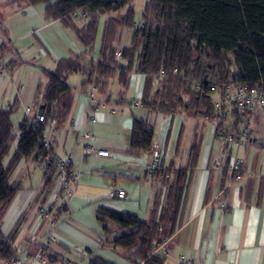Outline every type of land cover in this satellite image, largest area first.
Returning a JSON list of instances; mask_svg holds the SVG:
<instances>
[{
  "label": "crops",
  "instance_id": "1",
  "mask_svg": "<svg viewBox=\"0 0 264 264\" xmlns=\"http://www.w3.org/2000/svg\"><path fill=\"white\" fill-rule=\"evenodd\" d=\"M139 1L131 3L135 16L136 10L140 11L136 22L147 4L144 0L139 8ZM152 9L151 5L147 26L151 24ZM84 24L82 19L74 23L77 29ZM103 25L100 29L97 25L94 41L86 47L71 28L58 21H46L42 6L22 0H0V68L5 71L0 73V110L11 111L12 129L17 132L25 110H30V120L47 111L43 100L45 73H54L61 61H73L77 71L64 75L68 90L55 97L56 126L51 147L61 157L70 155L72 169L81 174L71 196L63 195L53 205L51 216L37 221L36 211L48 200L53 175L47 176L48 168H43L39 160L23 162L21 181H12L20 184L21 190L1 218L3 238L12 239V250L22 264H88L92 256L110 264H130L127 252L105 245V241L114 238L107 236L105 230H112L113 226L100 223L96 211L101 207L148 218L153 186L161 183L146 178L148 151L130 149L133 120L139 118L160 145L161 164L171 176L174 170L188 168L192 151L197 153L196 166L188 172L175 230L161 238L155 254L163 257L166 264H184L181 258L191 264H264V111L252 120L250 138L239 150L243 161L240 181L229 188L227 171H213L214 161L223 150L216 122L186 108L190 97L182 93L174 94V101L167 103L164 112L152 107V96L141 101L140 108H132L135 95H142L144 76L132 72L126 89L121 87L117 76L124 64L122 55L117 59L114 54L113 76L103 82L101 90L98 87L96 100L104 109L97 112L95 124L88 123L83 113L88 106L90 85L85 72L101 62ZM131 34L130 28L118 29L115 53L128 46ZM156 84H151L152 88ZM198 118L211 123V127L207 138L193 143L192 132ZM81 131L92 135V145L108 151L109 156L83 158ZM19 137L18 134L15 143ZM116 190L124 191L123 200L116 198ZM50 224H54L51 230ZM48 233L53 242L41 261V238ZM31 234L38 237L35 242L30 241ZM73 251L81 255L76 256ZM47 256L52 260L48 261Z\"/></svg>",
  "mask_w": 264,
  "mask_h": 264
},
{
  "label": "trees",
  "instance_id": "2",
  "mask_svg": "<svg viewBox=\"0 0 264 264\" xmlns=\"http://www.w3.org/2000/svg\"><path fill=\"white\" fill-rule=\"evenodd\" d=\"M22 1L32 6H42L46 21H58L71 28L86 47H91L101 17L129 5L123 16L105 20L101 62L86 70L85 76L89 84L93 83L97 90L98 87L101 90L103 82L113 76L112 69L116 66L114 42L117 31L130 28L132 34L129 44L121 50L124 64L117 76L118 83L126 89L130 73L142 74V102L152 96L151 105L160 112L167 110V103L174 101V94L182 93L190 97V104L186 108L194 111L196 116L214 121L210 94L192 92L189 84L178 75L169 74L173 69L201 81L207 93L209 84L230 79L250 88L264 85V0H147L139 22H136L135 11L131 6L134 0H123L122 4H116L115 0ZM151 5L152 19L147 26ZM75 10H80L86 16V19H82L85 24L81 29L74 25L77 20L70 18ZM75 71L77 68L73 61H61L54 73H45V110L54 102L57 107L55 97L68 90L64 75ZM161 71L165 76L158 79L155 88H152V76ZM175 102H181V99ZM12 127L11 111L0 110V222L7 206L21 190L20 184L10 181L13 171L20 162L29 159L41 161L44 155L39 144L43 135L42 125L37 128L34 125H20L17 132ZM18 134L20 137L15 144ZM152 142L151 129L142 119L135 118L130 149L148 151ZM14 144L11 157L4 165V159ZM196 161L197 153L193 154L192 151L188 168L174 170L169 181L153 186L147 220L98 208L97 220L113 226L112 230H105L107 236H114L111 241H105V245L127 252L130 264H166L163 257L154 254L155 247L162 237L172 235L175 230L188 172L196 166ZM45 172L48 177L54 173L51 168ZM11 241L0 233L2 263L18 260ZM47 252L48 249H41V257L44 258ZM47 259L52 260L48 256ZM88 264L110 263L92 256Z\"/></svg>",
  "mask_w": 264,
  "mask_h": 264
},
{
  "label": "built area",
  "instance_id": "3",
  "mask_svg": "<svg viewBox=\"0 0 264 264\" xmlns=\"http://www.w3.org/2000/svg\"><path fill=\"white\" fill-rule=\"evenodd\" d=\"M123 0H115L116 4H122ZM73 20L86 19V16L80 10H75L70 16ZM115 58H121V52L115 53ZM0 73H5L3 68H0ZM171 75H178L183 81L189 84L192 92L196 94H206L211 96V106L213 108V118L216 122V132L220 137L223 145V150L218 159L214 161L213 171H227L230 176L229 183L226 188L231 187L240 181L243 161L239 157V150L248 142L252 129V120L254 116L264 111V85L248 87L246 84L237 80H226L215 84H209V92H205L204 85L199 80L191 79L180 73L177 69L169 72ZM165 73L161 71L158 75H153L151 82L155 85L158 79L163 78ZM97 87L91 83L88 90V106L83 113L90 124H95L96 114L104 107L96 100ZM142 95L137 93L132 108L138 109L141 107ZM56 104L52 103L49 109L41 115L34 116L29 119L30 110H25L24 118L21 125L37 128L42 125L43 135L39 141L42 152L44 153L41 159L43 168H51L54 172L53 186L50 190L47 202L39 207L35 217L37 221L47 219L51 216L53 205L61 200L63 195L67 198L71 196V191L76 187L79 174L72 169V158L70 155L61 157L55 154L51 147V137L56 126L55 119ZM79 139L82 142V156H97L106 158L109 156L108 151L96 148L92 145L94 137L86 131L79 132ZM162 149L157 142H152L148 150L150 156V164L146 170V178L150 181L161 183L169 181L171 173L166 171L161 164ZM117 199L123 200L125 193L122 190L114 192ZM223 207V206H222ZM54 224H50V230ZM38 237L31 234L30 241L35 242ZM43 241L42 249H49L52 244L51 234L48 233L41 238ZM21 249H17L19 253ZM76 256L81 255L79 251H73ZM156 251H154V254ZM39 259L44 261L40 256ZM184 264H191L190 261H185L181 258ZM68 263V262H67ZM9 264H22L18 259Z\"/></svg>",
  "mask_w": 264,
  "mask_h": 264
},
{
  "label": "rangeland",
  "instance_id": "4",
  "mask_svg": "<svg viewBox=\"0 0 264 264\" xmlns=\"http://www.w3.org/2000/svg\"><path fill=\"white\" fill-rule=\"evenodd\" d=\"M146 1V0H145ZM144 2V0H140L138 3L140 4L139 5V8L142 7V3ZM126 12V9L125 8H122L120 10H118L117 12L113 13V14H110L111 17L113 18H119L121 16H123ZM140 12V11H139ZM139 12L138 10H136V16H135V19H138L139 18ZM103 17H106V16H103ZM101 17L100 20H99V24H98V29H100L99 27H102L103 25V22L105 21L104 18ZM197 122H195V126H194V130L192 132V136L194 139H192V142L193 143H196L197 141H199L200 139L202 138H207L208 137V127H211V123L208 124L206 121H204L202 118H198V120H196ZM16 144V143H15ZM15 144L10 152V154L4 159V165L7 164V162L9 161L10 157H11V153L13 151V149L15 148ZM21 165H23V162H20L16 169L14 170L13 174L11 175V178H10V181H13L14 179L16 180H20L21 181V177H23V173L21 174ZM81 175V174H79ZM53 176H54V173H53ZM131 199V198H130ZM129 200V199H128ZM121 205V203H118ZM136 212V211H134ZM138 212V211H137ZM138 214L137 216H139L138 218L140 220H146L147 217L144 216V215H141L140 213H136ZM117 235H120V233H117Z\"/></svg>",
  "mask_w": 264,
  "mask_h": 264
}]
</instances>
